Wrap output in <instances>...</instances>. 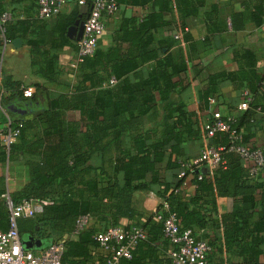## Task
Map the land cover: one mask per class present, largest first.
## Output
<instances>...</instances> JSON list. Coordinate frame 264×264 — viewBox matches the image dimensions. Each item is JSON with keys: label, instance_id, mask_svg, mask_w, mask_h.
<instances>
[{"label": "trees", "instance_id": "1", "mask_svg": "<svg viewBox=\"0 0 264 264\" xmlns=\"http://www.w3.org/2000/svg\"><path fill=\"white\" fill-rule=\"evenodd\" d=\"M27 1L31 8H36V0H0V16L6 13V6ZM115 1L122 7L158 4L157 0ZM78 8L76 6L67 15L60 13L49 29L36 15L7 21L3 33L0 30V60L4 40L10 44L20 40L30 49L34 73L46 83L53 82L57 74V56L52 51L73 46L66 36L67 30L76 20L84 21L87 15V10L82 13ZM160 19L161 16L148 13L139 19L123 21L118 40L120 44L128 43L129 48L122 52L118 44L106 52L96 49L93 55L77 63L75 70L81 79L70 94L48 98L43 86H34L35 94L47 100V108L32 120L20 119L12 124L11 127L18 130L16 142L20 144L6 146L3 140L1 142L9 148V156L16 151L21 156L25 153L36 157L31 159L30 181L20 193L10 197L12 205L23 200L51 203L44 206L40 214L16 219L17 232L21 241L32 238L49 246L63 235H69L77 218L89 216L95 226L75 239L66 240L62 262L103 264L102 256L99 254L100 260L96 256L93 234L119 225L121 219L130 221L136 217L133 195L150 191L159 194L168 204L180 228L192 231L193 227L203 230L221 226L226 248L237 247V255L244 263L256 264L260 256L264 257L261 250L264 246V186L257 182L250 185L248 169L235 154H225V167L214 170L211 176L202 174V179L197 180L195 175L192 180L195 194L190 199L185 200L179 194L183 183L178 178L180 166L189 161L179 158V147L195 138L198 132L193 127L191 114L180 104L169 103L175 88L173 79L185 67L174 65L169 54L172 43L168 39L152 46L153 33L161 26ZM178 58L183 61L181 53ZM150 62L154 64L147 70L146 77L140 76L141 68ZM111 78L114 84L109 83ZM0 90H11L14 96L23 94L20 84L5 77L1 67ZM35 94H31V99ZM159 105H163L161 124L145 131L146 121L158 116ZM69 112L76 113L75 120H68ZM249 112L250 106L242 112L237 123L232 118V128L242 130L245 143L243 121L254 122ZM31 129L39 132L35 140L28 143L25 133ZM203 135L206 138L204 131ZM210 140V145L228 143L224 133H217ZM98 153H112L106 166L90 164L92 156ZM2 157H6L4 150ZM161 164L166 170L177 171L175 182H163L156 176ZM216 197H239L240 203L231 213L214 221L204 211L203 204L213 210ZM256 209L260 210L259 218L252 224L250 220ZM9 216L8 205L0 200L1 231L8 230ZM142 221L139 225L146 231L147 240L136 246L131 259L122 260L120 264H150L160 258L161 246L167 245L162 238V225L153 215L143 217Z\"/></svg>", "mask_w": 264, "mask_h": 264}, {"label": "crops", "instance_id": "2", "mask_svg": "<svg viewBox=\"0 0 264 264\" xmlns=\"http://www.w3.org/2000/svg\"><path fill=\"white\" fill-rule=\"evenodd\" d=\"M157 3L146 6H120L117 15L104 19V32L98 40L97 49L106 52L119 44L122 52H125L129 48L128 43L120 44L118 40L123 21L139 19L148 13L161 16L158 22L161 26L153 33L152 46L156 47L159 42L168 39V42L172 43L169 54L174 65L185 67V70L173 79L175 88L170 94L169 103L180 104L191 114L193 127L198 132L195 138L180 145L179 158L182 160L196 158L200 150L212 142L204 137L202 126L211 120L213 113L218 112L223 118H233L237 123L242 114L239 112V104L242 102L244 91L249 92L252 98L249 114L254 122L243 121L242 129L250 146L264 147V91L259 87L264 78V0H177V3L176 0H157ZM6 7V13L11 16L10 21L23 20L29 15L35 16L36 8H31L29 1ZM75 7L74 3L68 2L61 14L67 15ZM78 9L82 13L86 11L82 7ZM55 22L56 18L45 21L46 28H52ZM72 44L73 46L64 47L60 51H52V54L57 56V74L51 83H46L34 73L30 65L28 46L22 42L19 48H14L10 43L3 44L0 60L3 75L17 81L22 91L31 90L32 95L35 94L36 84L47 90L48 98L70 94L81 79L80 73L72 67L76 60L77 42L72 41ZM178 53L182 54L183 61L179 60ZM153 64L154 62H150L144 65L140 76L146 77L147 70ZM13 94L11 90H2L3 104L0 108V192H2L0 200L6 202L8 209L12 204L10 197L20 193L29 183L31 159L36 157L25 153L21 156V153L16 151L9 156V148L4 146L1 140L14 122L20 119L32 120L45 110L48 104L45 98H40L37 94L33 99L32 95L26 97L24 94L21 96ZM158 111L155 119L144 124L145 131L161 124L163 105L158 106ZM75 115V112H69L68 120H75ZM37 132L38 129L28 130L25 133V141L32 143ZM125 139L128 141L127 134ZM18 144L20 141L16 142V145ZM3 150L6 157H2ZM111 156L112 153L95 154L90 164L105 166L104 159L108 160ZM174 158L175 155L172 156V159ZM198 172L204 176L213 174L206 166L200 167ZM246 172L248 174V170ZM176 174L177 171L166 170L164 164L159 165L156 172V176L167 183L175 182ZM248 176L251 186L254 182L264 186V167L256 176L249 174ZM246 192L250 190L246 189ZM179 194L185 200L194 196L192 180H188L180 188ZM256 196L258 198V192ZM144 197L143 202L149 214L163 201L159 194L150 191L145 193ZM239 203V197H216L213 210L207 204H203V208L212 220L217 221L231 213ZM259 212L260 210L256 209L250 220L252 224L258 221ZM127 223L129 222L120 221L121 225H128ZM192 232L195 237L207 241L211 247L207 257L208 264H246L237 255V247L226 248L221 226L206 227L203 230L193 227ZM60 239L67 240L69 236L63 235ZM34 242L40 243L38 247L34 245L31 249L34 253L47 246L41 240L34 239ZM168 249L167 245L158 249L160 258L166 261L163 264H170L167 258ZM261 250L264 253V246ZM256 264H264V257L260 256Z\"/></svg>", "mask_w": 264, "mask_h": 264}, {"label": "built area", "instance_id": "3", "mask_svg": "<svg viewBox=\"0 0 264 264\" xmlns=\"http://www.w3.org/2000/svg\"><path fill=\"white\" fill-rule=\"evenodd\" d=\"M72 2L79 8H85L87 15L83 21L82 37L77 42L76 64L84 58L94 54L97 49L99 38L104 32V19L113 17L120 11V6L115 0H92L90 4L87 0H36L35 15L41 21L50 20L58 16L63 7ZM11 19L10 14L4 13L0 16V30L3 33V25ZM176 39L178 36L175 37ZM5 41L3 44H8ZM114 84L113 78L109 81ZM260 89L264 91V78L260 83ZM26 97H30L32 91H23ZM2 90H0V99ZM242 102L239 104V112L249 109L251 95L244 91ZM1 108V105H0ZM232 118H223L221 114L215 112L211 120L207 121L202 130L207 139H212L217 133H224L227 136V145L204 146L196 158L181 163L178 178L183 180L182 186L188 180H193L195 175L197 180H201L203 175L198 172L202 166H206L212 171L225 167L224 155L235 154L240 162L248 169V174L256 176L264 167V147H252L244 142L242 130L232 128ZM18 130L10 128L3 136L6 146L15 143L18 139ZM51 202L23 200L16 206L10 204L9 228L6 231L0 230V264H65L62 262V255L65 251L66 240L60 239L45 247L43 250L34 253L24 249L22 241L16 229V219L31 218L40 214L43 207ZM153 216L162 225V238L168 245L167 258L170 264H208V254L210 246L198 240L190 229H182L177 224L176 214L171 212L166 202L162 203L154 210ZM95 226L94 220L89 216H81L76 219L69 239L76 238L82 232L88 231ZM147 233L140 225H116L93 234V241L97 251L103 259V264H120L122 260H129L136 246L147 240Z\"/></svg>", "mask_w": 264, "mask_h": 264}, {"label": "rangeland", "instance_id": "4", "mask_svg": "<svg viewBox=\"0 0 264 264\" xmlns=\"http://www.w3.org/2000/svg\"><path fill=\"white\" fill-rule=\"evenodd\" d=\"M103 162H104V165L106 166L107 159H104ZM144 195H145V193H142V192H137V193H135L133 195V206H134V209L137 212V216L134 217L130 221L127 220V219H121V220L129 222L127 224H135V225L137 224V225H139V224L143 223V221H142V219H143L142 217L143 216H145V217L147 216L148 217V216L153 215V212L151 214H149V210L147 209V207L145 206V204L143 202L144 199H145ZM54 239H56V238H54ZM96 256H98L99 260L101 259L99 253L96 254ZM164 262L166 263L164 258H159L156 261H152V263H150V264H163Z\"/></svg>", "mask_w": 264, "mask_h": 264}, {"label": "water", "instance_id": "5", "mask_svg": "<svg viewBox=\"0 0 264 264\" xmlns=\"http://www.w3.org/2000/svg\"><path fill=\"white\" fill-rule=\"evenodd\" d=\"M82 31H83V21L76 20L74 24L68 28L66 36L68 39L78 42L82 37ZM11 44L14 48H19L21 45V42L20 40H16ZM22 245L24 249L31 250L34 245L38 247L40 243L34 242L32 238H26L22 241Z\"/></svg>", "mask_w": 264, "mask_h": 264}]
</instances>
